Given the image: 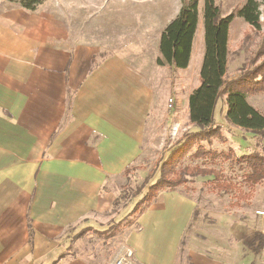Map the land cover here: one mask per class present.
<instances>
[{"label":"crops","instance_id":"crops-1","mask_svg":"<svg viewBox=\"0 0 264 264\" xmlns=\"http://www.w3.org/2000/svg\"><path fill=\"white\" fill-rule=\"evenodd\" d=\"M36 11L0 1V264H106L123 247L137 264H238L227 237L199 228L187 237L198 213L178 190L159 193L121 234L84 248L123 212L121 177L153 143L157 68H171L105 57L92 38ZM170 20L161 28L144 21L141 39L156 40L155 59ZM201 29L198 14L189 65L176 71L190 68ZM203 50L202 36L197 80Z\"/></svg>","mask_w":264,"mask_h":264},{"label":"rangeland","instance_id":"rangeland-1","mask_svg":"<svg viewBox=\"0 0 264 264\" xmlns=\"http://www.w3.org/2000/svg\"><path fill=\"white\" fill-rule=\"evenodd\" d=\"M257 1L264 17V0ZM215 2L221 14L225 15L234 13L245 0H215ZM179 7L180 0H41L36 12L44 16L49 15L71 33L76 35L84 33L87 38H92L91 40L88 38V42L98 43V48L102 50L105 57L113 54L132 61L136 56H140L142 63H151L155 67L156 40L151 37V34L149 39L142 40L147 32L143 30L144 21L146 18H151L152 23L161 28L167 20L176 15ZM202 7L203 0H199L200 20ZM245 32L248 33L247 36L244 35ZM232 33L233 42L226 81L242 71L250 70L262 60L261 57H256L263 43L262 31L257 33L251 30L241 18L235 17ZM202 34L201 29L199 40L201 45ZM199 41L196 39L195 54L189 69L171 71L166 67H156L161 71L159 75L161 74L162 84L154 98L153 128L155 132L152 147L121 177L120 183L124 185L121 192L124 195H121L119 202V210L123 211L121 215L104 225L100 232L94 233L84 248L89 247L95 250L97 248L95 244L100 238L121 234L118 232L126 226H123V223L127 221L126 210L128 212L131 210L133 204L145 194L148 185L157 178L161 161L182 139L184 140L191 132L197 130L188 121L186 98L198 82L195 68L199 57L197 51ZM156 74L158 75L157 72ZM166 76L169 77L168 84L164 81ZM221 96L217 100L213 116L214 125L220 127L221 136L213 137L210 144L206 139L195 142L182 165H202L200 159L189 157L196 151L198 145L217 152L232 148L236 155L256 151L264 156V139L227 122L225 118L227 107ZM248 102L264 114V94L250 96ZM173 126L177 129L175 132L172 129ZM209 167L220 169L226 180L236 184L239 191H217L211 182L212 176L186 175V184L177 190L194 202L198 213L187 237L196 228H199L202 234L227 237L236 251L238 264H264V246L260 251H254V246L246 244L247 239H252L254 235L264 234V214H262L264 213V183L252 189L248 188L242 183L243 169L229 162L220 161ZM209 228L212 229L209 230ZM119 240L121 241V237Z\"/></svg>","mask_w":264,"mask_h":264},{"label":"trees","instance_id":"trees-1","mask_svg":"<svg viewBox=\"0 0 264 264\" xmlns=\"http://www.w3.org/2000/svg\"><path fill=\"white\" fill-rule=\"evenodd\" d=\"M8 1L17 2L24 10L30 12L35 11L41 4V0ZM198 3L199 0H180L177 15L167 23L160 34L156 65L167 66L173 70L188 67L197 27ZM235 17L241 18L251 30L263 32V43L256 53V57H261L262 60L250 70L242 71L226 81L229 26ZM202 23L204 50L198 74L199 85L187 96L188 121L197 130L182 139L161 161L157 178L133 204L124 225L131 224L159 193L175 191L184 186L187 182L186 175L212 176L211 182L217 191H239L236 184L226 180L220 169L209 167L220 161L242 168V183L248 188L252 189L264 183V156L256 151L236 155L232 148L217 152L198 145L189 157L200 159L202 165H182L195 142L206 139L210 144L213 137L221 136L220 127L214 125L213 113L222 94L225 95L227 122L264 139V114L247 100L250 96L264 94V17L258 1L245 0L234 13L222 16L215 0H203ZM244 35L247 36L248 33L245 32ZM247 240L246 244L254 246V251H260L264 246V234H256Z\"/></svg>","mask_w":264,"mask_h":264},{"label":"built area","instance_id":"built-area-1","mask_svg":"<svg viewBox=\"0 0 264 264\" xmlns=\"http://www.w3.org/2000/svg\"><path fill=\"white\" fill-rule=\"evenodd\" d=\"M172 102V101H170ZM172 106V103L169 105ZM173 131L175 132L177 129L176 127H172ZM264 214V213H262ZM106 264H137L134 259V255L131 249L128 247H123L118 251V254L115 255L108 263Z\"/></svg>","mask_w":264,"mask_h":264}]
</instances>
